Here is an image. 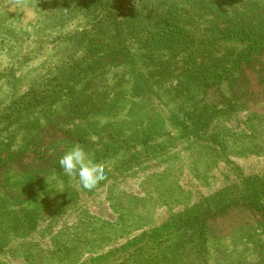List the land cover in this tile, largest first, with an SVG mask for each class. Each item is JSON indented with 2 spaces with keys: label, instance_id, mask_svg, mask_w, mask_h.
Here are the masks:
<instances>
[{
  "label": "rangeland",
  "instance_id": "374dc122",
  "mask_svg": "<svg viewBox=\"0 0 264 264\" xmlns=\"http://www.w3.org/2000/svg\"><path fill=\"white\" fill-rule=\"evenodd\" d=\"M49 1L0 0V109L15 101L7 134L17 129L19 145L26 132L35 142L13 160L6 148L0 155L8 161L0 168V264H264L261 66L239 75V109L212 113L210 89L198 98L197 107L213 116L201 134H186L174 125L177 104L165 93L150 101L124 93L121 66L98 69L85 88L74 80L68 38L82 33L84 22L71 5L58 10ZM261 61L264 67V54ZM101 91L105 108L66 117L75 95L97 92L100 99ZM44 95L48 114L42 117L38 103L23 109ZM61 128L85 142L66 139ZM76 145L105 168L106 179L92 191L59 165ZM253 179L249 193L244 182ZM251 199L263 211L242 203ZM214 206L224 207L203 213L214 237L201 251L189 224ZM137 246L139 254L128 257Z\"/></svg>",
  "mask_w": 264,
  "mask_h": 264
},
{
  "label": "trees",
  "instance_id": "16d2710c",
  "mask_svg": "<svg viewBox=\"0 0 264 264\" xmlns=\"http://www.w3.org/2000/svg\"><path fill=\"white\" fill-rule=\"evenodd\" d=\"M36 1L39 6L50 2ZM54 1H57L58 10L63 9V6L67 8V4L71 5L72 10L77 12V18L84 22L83 32L75 29L74 36L68 38L71 52L67 54L70 58L67 63L76 70L74 80L81 81L85 88L92 84L91 79L98 69L121 66L117 84L121 86L126 83L128 88L124 93L146 101H150L152 93H165L177 104L174 125L185 128L186 134H201L209 128L213 114L204 112L205 108L202 111L196 102L198 98L206 99L208 89L212 98V113L218 112L219 107L237 110L241 105L235 103L241 97V91L236 88L239 86V75L243 76L244 70L256 63L261 66L256 73L261 81L264 80L261 61L264 54L262 0ZM48 25L63 26L52 23ZM90 36L93 38L88 40ZM131 45L135 46L134 50ZM81 50L83 52L80 55ZM77 54L79 56L74 58ZM87 62L89 63L83 66ZM101 94L102 96L99 93L100 99L97 92L86 96L83 93L75 95L66 117L71 119L80 109H86L84 114H87L97 108H105L106 95L103 91ZM40 97L41 100L33 99L28 104L30 106L23 109H31L38 103L42 108V117L48 114V110L45 112L48 109V96ZM14 105L15 101L9 100L8 105L0 109V155L6 148L10 160L35 143L30 140L31 136L27 132L22 137L21 145L18 143L20 130L15 129L7 134V126L15 119L11 113ZM20 109L18 107V111ZM34 123L37 124L36 120ZM61 130L66 139L85 142L76 130ZM7 162L0 158V168ZM256 185L255 179L244 182L249 193L254 192ZM229 203L237 204L232 201L227 202ZM242 203L263 211L261 203L255 199L242 200ZM223 207L205 209L197 220L189 224L191 237H195L194 246L198 245L201 251L205 250L206 244L211 243L214 237L205 226L203 213L206 215L211 211L217 212ZM24 227L17 225L22 230ZM141 249V246H137L130 250L128 257L138 255ZM164 252L163 250L160 254ZM129 261L136 264L138 260L123 258L119 264Z\"/></svg>",
  "mask_w": 264,
  "mask_h": 264
},
{
  "label": "clouds",
  "instance_id": "9594fccd",
  "mask_svg": "<svg viewBox=\"0 0 264 264\" xmlns=\"http://www.w3.org/2000/svg\"><path fill=\"white\" fill-rule=\"evenodd\" d=\"M59 165L66 176L77 178L84 190L92 191L106 179L104 166L79 145L69 148L60 157Z\"/></svg>",
  "mask_w": 264,
  "mask_h": 264
}]
</instances>
